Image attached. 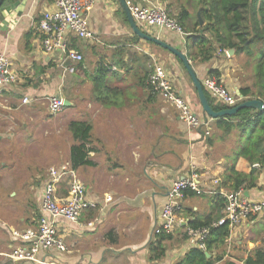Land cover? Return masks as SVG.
Instances as JSON below:
<instances>
[{"label":"crops","instance_id":"1","mask_svg":"<svg viewBox=\"0 0 264 264\" xmlns=\"http://www.w3.org/2000/svg\"><path fill=\"white\" fill-rule=\"evenodd\" d=\"M126 1L139 6L157 3ZM53 9L54 0H9L0 8V53L7 56L17 77L15 83L0 93V254L11 253L21 246L13 233L35 228L41 216V192L50 168L44 152L51 143L48 124L51 118H56L47 110L45 99L50 97L61 98L69 104L57 118L66 123L72 141L68 161L64 162L71 168L70 149L75 141L69 125L84 122L91 127L86 162L72 169L95 207L83 212L77 224L64 219L57 221L67 251L40 252L37 257L44 264H176L182 261L194 248L186 234L188 223L212 212L214 191H233L230 183L223 181L230 169L249 175L254 182L253 187L240 189L247 200H264V158L262 162L252 163L239 156L248 134L241 138L237 128L225 133L216 129L215 120L199 113L196 90L182 63L161 47L134 35L120 14L122 9L117 0H94L86 17L92 39L69 38V47L82 55L81 63L64 60L59 52L43 51L37 26L42 15ZM177 13L171 17L175 19ZM188 13L190 27L197 21V28L203 27L198 11L196 16V10L188 8ZM140 29L186 55L185 37L191 33L181 37L153 28ZM157 50L171 56L174 66L179 64L187 75L188 81L180 74L173 81L165 69L172 87L174 84L178 87L174 90L195 114L208 119V135L205 127L188 130L173 107L168 106L169 110L164 111L161 97H151L142 87L151 66L161 65ZM191 51L194 57L187 59L200 82L210 71H216L219 76L215 78L235 96L236 105L246 100H260L257 96H238L244 88L255 95L257 91L255 83L248 85L241 69L235 66L234 52L229 54L228 50L232 56L227 58L225 53L216 51L209 61L202 63L195 50ZM99 73L104 75L108 86L122 92L116 99L110 97L112 105L104 106L96 99L92 79ZM24 98L30 103L23 104ZM192 171L198 173L204 193L184 198L177 214L179 222L170 238L161 242L163 256L155 259L157 253L150 246L157 240L154 229L159 225L167 192L174 181ZM57 195L67 196L64 183L57 187ZM258 247H264V219L252 217L234 227L225 247L215 250L212 257L221 259L217 264H244L251 251ZM4 262L0 256V264Z\"/></svg>","mask_w":264,"mask_h":264},{"label":"built area","instance_id":"2","mask_svg":"<svg viewBox=\"0 0 264 264\" xmlns=\"http://www.w3.org/2000/svg\"><path fill=\"white\" fill-rule=\"evenodd\" d=\"M94 0H54V9L44 13L37 26L41 34L42 49L46 54L59 52L64 60L73 63L82 62V55L69 47V38L75 36L81 40L92 39L89 29L87 15L93 8ZM130 15L134 22L141 28H153L158 32H170L185 36L182 29L169 12L158 5L149 3L145 6L135 5L126 1ZM227 54V51H224ZM16 74L11 68L7 56L0 53V93L15 83ZM147 85L163 101L177 111L179 121L188 130L205 127V135H208V119L195 114L172 87L167 71L159 64L151 66ZM201 85L208 95L214 99L216 104L228 107L236 105L235 96L222 86L215 77L206 76ZM47 110L50 115H57L64 108V101L58 97L45 99ZM29 99L24 98L23 104H29ZM64 183L67 196L60 198L57 195V187ZM194 192L201 196L204 191L200 186L199 175L192 171L187 177L174 181L167 192L166 202L159 214V225L154 229L156 235H169L179 222L178 212L182 207L185 192ZM213 195L223 198V209L221 218L213 224L215 227L228 225L229 231L250 218L264 219V200L249 201L241 190L238 191H214ZM95 207V203L88 199L86 189L76 172L69 164L49 168L41 192L40 212L41 216L37 226L24 232H14L13 236L19 239L21 246L8 254H0L5 259L4 264H44L38 259L40 252L58 251L66 252L67 248L64 237L60 233L57 221L64 219L70 223H79L83 212ZM207 228L193 230L187 227L186 234L192 239L194 247L204 250V240L208 236Z\"/></svg>","mask_w":264,"mask_h":264},{"label":"trees","instance_id":"3","mask_svg":"<svg viewBox=\"0 0 264 264\" xmlns=\"http://www.w3.org/2000/svg\"><path fill=\"white\" fill-rule=\"evenodd\" d=\"M176 1L179 6L175 20L184 34L191 33V35L185 37L187 41L185 46L187 58L194 57L191 51L193 49L202 63L209 61L216 51L223 54L224 51L233 50L236 55L243 53L248 57H254L256 59L255 71H257L255 74L257 95L253 94L249 88L240 90V95L243 98L257 96V98L264 101V0ZM7 2L9 0H3L0 8ZM189 7L200 13V17L204 22L203 27L197 28L199 27L198 22H195L192 27L189 26L191 18L188 13ZM120 14L123 20L128 23L123 11H120ZM134 39L139 41L136 36ZM258 54H261V57H257ZM176 60L181 64L177 58ZM148 76L143 79L142 87L146 89L151 97H155L157 94L146 83ZM208 76L217 78L219 75L216 71H210ZM92 80L96 99L100 100L104 106L112 105L110 97L114 96L116 99L122 94L119 88L108 86L104 82V75L101 73L95 75ZM205 94L214 111L224 109L223 106L215 104L206 92ZM214 122L216 129L225 133H229L234 128L240 130L241 138L247 133V140L241 148L239 156L252 163L262 162L264 158V112L242 109L231 117L219 118ZM90 131L91 127L84 122H71L69 125V132L75 141L70 149V161L74 169L86 162L85 158L88 151L86 145L91 142ZM230 171V174L223 181L225 184L230 183V188L233 191H238L242 187L249 189L254 186V182L251 181L249 175L238 173L233 169H230ZM194 195V192H185V196ZM223 202L222 197L214 195L212 212L203 219L195 218L188 223L190 229L207 228L209 230L208 236L204 240L205 248L204 250L198 247L190 249L182 261L176 264H217L221 260L219 257L213 259L212 254L219 247H225L230 231L227 224L219 227H215L213 224L221 218L220 211L223 209ZM168 238H170V234H159L155 243L151 244V251L157 253L155 259L163 256L161 242ZM227 264L234 263L229 262ZM244 264H264V247H258L251 251V256Z\"/></svg>","mask_w":264,"mask_h":264},{"label":"rangeland","instance_id":"4","mask_svg":"<svg viewBox=\"0 0 264 264\" xmlns=\"http://www.w3.org/2000/svg\"><path fill=\"white\" fill-rule=\"evenodd\" d=\"M154 1H156L157 3H153V2H148V3L155 4V5H158V6H161L167 9L170 16H174V13L178 11L179 5H177L176 0H154ZM167 5H169L170 8H168ZM189 8L190 10H196V9H193L192 7H189ZM196 16H197V10H196ZM157 53L159 54V57L157 58L158 62L164 67V69H166L171 74L173 81L177 80L178 78L177 74H180V77H182L185 81H188L187 75L181 69V66L179 65L180 63L178 64L179 66L178 65L176 66V64L174 66V63H173L174 60H172L171 56L168 57L166 53L160 52L159 50H157ZM223 55H225V57L227 58L232 56V55H228V53L223 54ZM257 57H261V54H258ZM255 62L256 61L253 58L248 57L247 55L243 53L237 54L235 57V63H236L235 66H238L241 69V72L244 74V80L248 82V85H252V86L255 83V74L257 72L255 71ZM174 88L177 90L178 88L177 85L174 84ZM212 100L214 101L213 98ZM168 106L169 105L162 99L161 108L164 111H168L169 110ZM199 113H201L200 110H199ZM57 115L55 119L51 118L49 121L48 129H49V133L51 137V143L49 144V147H48L49 149L44 151L45 158L49 159L50 168L61 166L63 165L64 162L68 161V153H69V147H70L69 145L72 142L70 135L66 129V123L59 120L57 118L58 117ZM201 116L204 117L203 115ZM37 152L38 151L36 150L35 153L37 154Z\"/></svg>","mask_w":264,"mask_h":264},{"label":"water","instance_id":"5","mask_svg":"<svg viewBox=\"0 0 264 264\" xmlns=\"http://www.w3.org/2000/svg\"><path fill=\"white\" fill-rule=\"evenodd\" d=\"M2 2H3V0H0V6H1ZM117 2L119 4L120 8L122 9L123 13L125 14V17H126L128 24H129V27H130V29L134 35H136L137 37H139L143 41L153 43V44L161 47L162 49L168 51L173 57L177 58L182 63L187 75L191 79L193 86L196 90L198 104L200 106V110H201L203 115H205L206 117H209L212 120H216L219 118L231 117L242 109H253V110H256L259 112H264V102H262L260 100H256V99L246 100V101H244V102H242V103H240V104H238L232 108L222 109L220 111H214L212 109V107L210 106V103L206 97V94H205L204 89L201 85V82L196 77L185 53L183 51H181L180 49H178L177 47H175L169 43H166L164 41H161L159 38H155V37H152V36L144 33L140 29V27L134 22L133 18L131 17L129 9H128L127 4H126V0H117ZM199 23H200V25L203 24L201 19H199ZM233 52H234L233 50L228 51L229 54H233ZM238 96L240 98H242V96L239 95V93H238ZM68 105H69L68 102L64 101V106H68Z\"/></svg>","mask_w":264,"mask_h":264}]
</instances>
